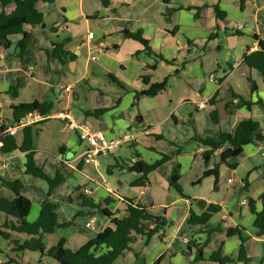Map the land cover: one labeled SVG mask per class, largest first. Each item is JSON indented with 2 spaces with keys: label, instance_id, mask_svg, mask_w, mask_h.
Listing matches in <instances>:
<instances>
[{
  "label": "crops",
  "instance_id": "crops-1",
  "mask_svg": "<svg viewBox=\"0 0 264 264\" xmlns=\"http://www.w3.org/2000/svg\"><path fill=\"white\" fill-rule=\"evenodd\" d=\"M216 7L224 18H218ZM37 8L44 14V23L24 26L31 37L23 58L16 57L22 34L9 36L6 46L0 42V130L15 127L14 107L21 104L48 102L53 104L49 115L73 114L76 101L81 100L80 111L76 117L73 114L75 124H90L108 141L121 137L131 141L114 154L101 155L97 165H87L88 146L78 129L59 119L34 125L36 164L52 179L61 173L64 182L50 193L46 181L26 173L25 153L0 152V158H9L8 170L0 173V201L15 199L7 183L19 181L20 195L32 204L29 223L38 220L45 201L56 205L58 222L66 226L44 237L48 248L64 239L65 246L77 251L112 227L113 219L126 217L128 204L134 202L168 225L160 233L163 238L155 235L146 243L145 237H139L132 251L116 263L124 259V264H216L211 257L222 249V256L231 259L227 264H244L242 246L249 264H264V234L255 228L249 207L254 201L256 211L262 210L264 141L244 146L239 157L228 160L236 164L234 169L222 163L228 146L216 151L206 166L204 153L211 148L203 144L223 133L233 134L246 120L259 123L264 134V80L244 63L246 55L259 50L254 37L264 41V0H56L40 2ZM14 9L15 4L4 8L0 3V12ZM89 33H94V40L88 49ZM127 33H142L153 55ZM64 40L68 55L63 64L51 54L54 44ZM101 45L104 52L91 61L89 53L98 54ZM165 80L167 86L157 96L135 100L137 93ZM202 102L207 109L200 110ZM95 111L103 113L86 115ZM43 125L47 131H42ZM60 135L65 138L60 140ZM15 136L21 144L23 129ZM163 156L169 159L148 175L145 187L132 186L143 172L120 167L135 162L152 166ZM217 165L218 179L210 176L197 183ZM175 171L184 196L170 186ZM86 189L92 194H84ZM83 198L101 209L83 206ZM210 205L221 210L207 225L189 222L191 213L200 216ZM14 223L16 219L0 214V230L12 235L11 239L0 235V264L9 260L57 264L36 252L18 256L13 239L29 236L13 232ZM230 228L235 234L229 236ZM185 238L190 244L184 243ZM195 245L202 250L201 260H196Z\"/></svg>",
  "mask_w": 264,
  "mask_h": 264
},
{
  "label": "trees",
  "instance_id": "trees-1",
  "mask_svg": "<svg viewBox=\"0 0 264 264\" xmlns=\"http://www.w3.org/2000/svg\"><path fill=\"white\" fill-rule=\"evenodd\" d=\"M56 0H0V3L6 8L8 5L15 4V9L11 13L6 11L0 12V42L2 46L8 45V37L15 34H22L23 38L18 45L17 58H23L29 50L30 34L24 32V26L31 25L37 26L44 23V14L39 11L37 5L42 3L52 4ZM216 13L218 18H224L225 14L220 12L216 7ZM238 34V33H237ZM127 36L134 39L143 45L145 51L149 55H153V51L150 48L149 41H147L142 33L131 34L127 33ZM259 43V50L252 52L244 57V63L257 70L264 80V41L257 36L254 37ZM67 40L60 43H55L52 56L61 60L64 64V57L68 55L65 50ZM160 59H163L159 56ZM76 55H72V59H75ZM112 78L114 76H111ZM114 79V78H113ZM115 82L121 85L116 79ZM167 86V80L159 84H154L147 91L137 93L136 101L142 96L154 97L163 91ZM248 108L252 106L251 103H245ZM53 110V104L48 102H33L27 104H21L14 107V121L17 123L23 116L31 112H39L41 115H49ZM103 111L86 112L89 117H97L102 114ZM5 128L0 130V152L4 155L12 154L17 151L26 154V173L46 181L50 187V193L61 183L64 182V177L61 173H58L55 178L48 177L42 168H40L35 161V129L33 126L23 128L24 140L19 144L16 136L5 135ZM254 141H264V134L260 131V125L256 121L246 120L241 122L236 128L233 134L223 133L217 140H206L203 142L205 146L211 148L210 151L204 153L205 164L208 166L211 156L223 147L228 146V150L223 152L221 158L222 163L227 164L230 168H235L236 164H229L228 160H235L239 157L244 146L253 143ZM137 156V154L135 155ZM139 158V156H137ZM169 157L163 156L160 162L155 163L152 166L143 164V176L140 180L133 183V187H145L149 183L148 175L157 169L162 163L168 160ZM123 169L129 167L127 163L120 166ZM214 176L219 178V165L214 169H207L203 177L197 182L207 177ZM7 185L15 192L16 197L14 200L2 199L0 201V214L3 213L14 219V223L10 229L18 234L29 236L26 240L13 239L14 248L13 251L21 256L25 251L36 252L44 259L48 257L55 261L57 264H115L116 261L125 256L129 251H132V247L139 237H145L146 243L154 237L159 235L165 230L168 223L164 218L156 217L152 215L146 206L130 202L127 207V216L123 218H115L112 220V227L105 229L96 238L88 241L77 251H71L66 248L65 240H60L55 246L48 248L43 239L46 235L53 234L58 228L66 225H61L58 222V214L56 212V205L44 202L40 212L38 220L34 223H29L27 217L31 211V201L20 195L22 184L19 181L7 183ZM170 186L175 189L180 195H183V190L179 184V174L177 171L171 177ZM83 206L90 207L92 209H101L99 204H94L83 198ZM262 204V210L257 212L255 209L256 202L250 201L249 207L253 213L255 220L254 226L259 230V235L264 234V191L259 198ZM220 207L216 205H210L202 215L196 216L191 213L189 222L192 225H207L212 217L220 211ZM105 215L110 214L103 209ZM151 225H154L151 228ZM0 235L4 239H11L12 235L5 231L0 230ZM160 238H163V234H160ZM198 249V255L196 260L202 259V250L200 246L195 245ZM222 249L215 252L211 261L216 264H227L231 262L229 257H223ZM240 260L244 264H249V259L244 248L240 249ZM18 264L14 260H9L6 264ZM39 264H43L42 261Z\"/></svg>",
  "mask_w": 264,
  "mask_h": 264
},
{
  "label": "built area",
  "instance_id": "built-area-1",
  "mask_svg": "<svg viewBox=\"0 0 264 264\" xmlns=\"http://www.w3.org/2000/svg\"><path fill=\"white\" fill-rule=\"evenodd\" d=\"M87 41H85V46L89 49L91 42L94 40V33H89L87 36ZM105 49L104 45H101L97 53L96 52H90L89 53V59L91 61H97L99 59L98 55L103 53ZM91 50V49H90ZM89 50V51H90ZM66 91H70L69 88H66ZM200 110H204L208 108V104L206 102H202L199 104ZM51 119H59L62 121H65L69 124L71 128H76L79 131V136L81 140L86 141L87 143V150L84 154V161L87 165H97L98 158L101 155L106 154H114L119 151L122 145L127 143L128 141H131L130 138L127 137H121L117 138L112 141H108L104 134L99 131H94L90 124L84 123L81 125H77L74 123V117L71 112H61L56 115H41L39 112H31L25 116H23L15 125V127L11 128L10 130L6 131L5 135L15 136L18 129H23L29 126L38 125L40 123H44L47 120ZM9 168V158H0V173H4ZM242 186H244V183H240ZM84 194L91 195L92 190L86 189L84 190ZM246 204V202H244ZM89 227H92V223L88 224ZM154 225H151V228ZM185 244H190V239L185 238L184 240Z\"/></svg>",
  "mask_w": 264,
  "mask_h": 264
},
{
  "label": "rangeland",
  "instance_id": "rangeland-1",
  "mask_svg": "<svg viewBox=\"0 0 264 264\" xmlns=\"http://www.w3.org/2000/svg\"><path fill=\"white\" fill-rule=\"evenodd\" d=\"M109 82V81H108ZM77 94L80 96V99H82L83 98V92L82 91H80V89H78V92H77ZM80 104H82V101L81 100H77L76 101V103H75V106H74V108L72 109V112H73V114H75V117H76V112H79L80 110ZM46 125V124H45ZM45 125H43V129H42V131H47L48 130V126H45ZM50 126V125H49ZM65 138V136H63V135H60L59 136V139L60 140H62V139H64ZM35 142H36V145H37V137L35 136ZM126 148H129V147H126ZM58 149L59 148H57V151H58ZM74 206V205H73ZM54 239V238H53ZM52 239H50L47 243H50V241H51ZM66 248L67 249H69V250H72L73 249V246L72 245H68V246H66ZM38 254V253H37ZM55 262V261H54ZM125 263V260L124 259H122V260H119V262L118 263H116V264H124ZM128 263V262H127ZM130 264L132 263V261H130L129 262Z\"/></svg>",
  "mask_w": 264,
  "mask_h": 264
},
{
  "label": "water",
  "instance_id": "water-1",
  "mask_svg": "<svg viewBox=\"0 0 264 264\" xmlns=\"http://www.w3.org/2000/svg\"><path fill=\"white\" fill-rule=\"evenodd\" d=\"M129 171L131 172H136V173H142L143 172V167L141 162H135L133 163L131 166H129ZM235 234V230H233L232 228H230L227 232V235H232Z\"/></svg>",
  "mask_w": 264,
  "mask_h": 264
}]
</instances>
